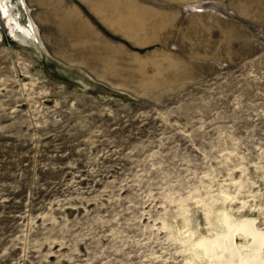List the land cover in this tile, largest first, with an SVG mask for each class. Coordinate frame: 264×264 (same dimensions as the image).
Masks as SVG:
<instances>
[{"label": "rangeland", "instance_id": "1", "mask_svg": "<svg viewBox=\"0 0 264 264\" xmlns=\"http://www.w3.org/2000/svg\"><path fill=\"white\" fill-rule=\"evenodd\" d=\"M1 1L0 264H208L224 214L264 233V0Z\"/></svg>", "mask_w": 264, "mask_h": 264}, {"label": "bare ground", "instance_id": "2", "mask_svg": "<svg viewBox=\"0 0 264 264\" xmlns=\"http://www.w3.org/2000/svg\"><path fill=\"white\" fill-rule=\"evenodd\" d=\"M0 8L4 16H10L6 2L1 1ZM18 28L24 35L27 33L25 29ZM220 225L223 228L222 234L212 239L203 238L196 246L203 257L208 259V264H264V233L254 226V220L235 223L224 214ZM237 238L243 239L242 245L237 244Z\"/></svg>", "mask_w": 264, "mask_h": 264}, {"label": "crops", "instance_id": "3", "mask_svg": "<svg viewBox=\"0 0 264 264\" xmlns=\"http://www.w3.org/2000/svg\"><path fill=\"white\" fill-rule=\"evenodd\" d=\"M43 5H45L46 7H41L40 10H42L44 12V14L47 13L48 20L50 19V13H55V11H57V8L59 9V7H78L77 5L72 4V3H68V2H66L65 5H63L60 2V0H57V1L56 0H52V1L45 0ZM72 12H74V11H72ZM60 15H61V19L63 20L64 24L67 23V25H71V23H72V25L74 27L75 26L76 27H78V26L84 27V24L81 23V20H80L78 14L76 13V11L74 12V15L68 14V12L61 13ZM54 19L52 20V25H48V27L55 25ZM53 27H55V26H53ZM76 32L78 33V31H76Z\"/></svg>", "mask_w": 264, "mask_h": 264}]
</instances>
